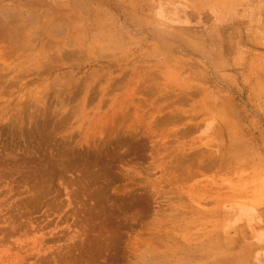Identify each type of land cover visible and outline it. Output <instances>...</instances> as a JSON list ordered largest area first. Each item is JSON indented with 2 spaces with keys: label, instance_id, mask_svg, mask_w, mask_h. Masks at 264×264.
<instances>
[{
  "label": "rangeland",
  "instance_id": "1",
  "mask_svg": "<svg viewBox=\"0 0 264 264\" xmlns=\"http://www.w3.org/2000/svg\"><path fill=\"white\" fill-rule=\"evenodd\" d=\"M0 264H264V0H0Z\"/></svg>",
  "mask_w": 264,
  "mask_h": 264
}]
</instances>
